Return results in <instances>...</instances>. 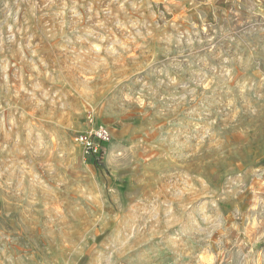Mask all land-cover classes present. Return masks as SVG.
Segmentation results:
<instances>
[{
	"label": "rangeland",
	"instance_id": "rangeland-1",
	"mask_svg": "<svg viewBox=\"0 0 264 264\" xmlns=\"http://www.w3.org/2000/svg\"><path fill=\"white\" fill-rule=\"evenodd\" d=\"M0 264H264V0H0Z\"/></svg>",
	"mask_w": 264,
	"mask_h": 264
},
{
	"label": "built area",
	"instance_id": "built-area-1",
	"mask_svg": "<svg viewBox=\"0 0 264 264\" xmlns=\"http://www.w3.org/2000/svg\"><path fill=\"white\" fill-rule=\"evenodd\" d=\"M111 138L107 128H99L89 132H82L76 135L75 142L82 146L84 153L91 158H99L102 150Z\"/></svg>",
	"mask_w": 264,
	"mask_h": 264
}]
</instances>
